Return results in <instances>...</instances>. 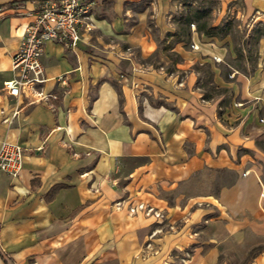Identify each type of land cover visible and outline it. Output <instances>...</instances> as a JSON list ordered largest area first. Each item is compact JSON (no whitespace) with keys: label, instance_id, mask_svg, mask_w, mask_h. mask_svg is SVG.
Masks as SVG:
<instances>
[{"label":"crops","instance_id":"0c3cea01","mask_svg":"<svg viewBox=\"0 0 264 264\" xmlns=\"http://www.w3.org/2000/svg\"><path fill=\"white\" fill-rule=\"evenodd\" d=\"M40 1L0 0V145L25 147L19 176L0 172V264H264V113L256 134L254 115L232 125L203 96L193 64L212 45L180 43L179 0H90L95 31L75 50L45 43L53 95L32 103L2 86L32 18L18 5ZM167 52L184 60L169 68ZM123 197L165 218L116 208Z\"/></svg>","mask_w":264,"mask_h":264},{"label":"rangeland","instance_id":"374dc122","mask_svg":"<svg viewBox=\"0 0 264 264\" xmlns=\"http://www.w3.org/2000/svg\"><path fill=\"white\" fill-rule=\"evenodd\" d=\"M94 11V4L91 2L90 20L93 28L89 31L82 29L83 33L95 31ZM188 16L194 20L191 24L186 21ZM168 19L179 35H183L180 43L186 49L198 48L193 42L194 35L197 34L198 43L201 41L212 45L210 59L202 56L203 59L193 64V68L199 71L197 84L203 91V96L208 99L218 98L222 107V118L231 121L232 125L240 123L247 115H254L250 119L253 121H249V127L251 132L258 134V120L260 117V123H263L261 115L264 113V104L257 99L260 94L264 95V11L248 9L245 0H179ZM152 20L148 14V22L154 32L156 27ZM196 23L215 27L217 34H204L197 29ZM161 47L164 48L165 45L161 43ZM167 55L164 59L169 68L174 62L184 60L175 52H167ZM149 60L157 64L159 58L152 56L143 61ZM242 81L256 86V89L249 90L248 98L252 100L247 104L250 107L246 110L239 107L245 101L241 89ZM260 140L264 144V139Z\"/></svg>","mask_w":264,"mask_h":264},{"label":"built area","instance_id":"2783aa9c","mask_svg":"<svg viewBox=\"0 0 264 264\" xmlns=\"http://www.w3.org/2000/svg\"><path fill=\"white\" fill-rule=\"evenodd\" d=\"M37 5L32 10H26L24 3L18 5L20 13L32 18L25 25L20 45L11 57L13 76L4 80L2 86L8 94L24 95L32 103L47 100L53 95L44 90V83L48 80L42 61L45 43L54 41L75 50L82 40L83 30L93 28L90 0H41ZM24 151L25 147L18 141L3 140L0 145V172L4 171L12 177L19 176L23 168ZM114 205L119 209L125 208L132 215L165 218L163 207L145 200L123 197L116 200Z\"/></svg>","mask_w":264,"mask_h":264},{"label":"trees","instance_id":"16d2710c","mask_svg":"<svg viewBox=\"0 0 264 264\" xmlns=\"http://www.w3.org/2000/svg\"><path fill=\"white\" fill-rule=\"evenodd\" d=\"M186 21L188 22V24H191L192 22H194V20L191 16H188ZM196 25H197V29L201 30L206 35L213 36V35L217 34V31L215 30V27H213V26L207 27L201 23H196Z\"/></svg>","mask_w":264,"mask_h":264}]
</instances>
